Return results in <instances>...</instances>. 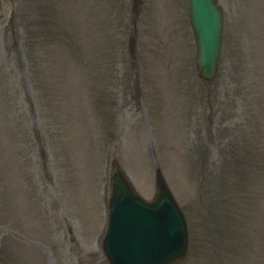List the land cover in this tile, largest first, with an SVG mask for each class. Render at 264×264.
<instances>
[{
  "label": "rangeland",
  "instance_id": "374dc122",
  "mask_svg": "<svg viewBox=\"0 0 264 264\" xmlns=\"http://www.w3.org/2000/svg\"><path fill=\"white\" fill-rule=\"evenodd\" d=\"M53 1L63 15L64 21H58V24L65 25L62 34L68 35L71 24L74 27L70 32L74 39L73 48H64V59L62 57L61 60V56L57 58L60 63L68 67L66 63L70 53L83 58L87 55L92 57L93 45L101 53L106 40L96 37L98 32L95 31L93 18L95 0ZM120 1L132 7L133 0ZM152 1L141 0V11ZM176 1L184 14L187 28L183 23L179 25L183 31L179 34L180 41L187 50V60L183 66H190L193 74L187 69L186 75L181 69V45L177 34L181 14L178 6L173 0H155L142 20L148 25L152 37L156 35L164 39V52L153 57L152 54L161 53L163 47H156L151 39H148L147 45L143 44L148 33L143 35V27L138 26L136 70L140 79L136 88L128 51L131 24L126 17L129 18L130 14L111 12V35L116 41L104 67L107 68L109 64L114 72L103 71L106 77L104 83H97V91L96 88L94 91L92 84L86 99L82 92L86 88L75 86L78 82L90 84L86 79L91 78V72H85L87 66L84 59L79 62V70L71 75L65 77V73L61 72L62 84L54 90L50 89L51 96L48 93L42 96L43 83L38 72H44L49 67L52 80V75L56 71L64 72V67L54 64L48 53V50L60 52L58 45L50 47V38H46L51 37V24L41 26L37 35L34 30L24 27L23 12L33 3L36 9L33 12L28 9V22H49L51 14L47 12V0H0V196L5 189V216L22 227V232L26 235L29 232L30 236L42 234L44 221L38 215L39 207L37 209L30 201L26 190L18 195L21 182L17 179L20 176L30 189L33 201L48 211V214L42 212V216L50 217L52 222V226L50 222V227L46 229L48 236L41 240L44 245L41 246L40 256L39 252H35L40 248L34 247V256L30 259L26 247L20 243L15 244V251L11 250L8 254L5 252L6 242L2 247V237L11 235L9 230L18 229V226L4 218L0 199V264H109L102 252L94 248L90 231L86 228L93 204L101 202L103 198L101 190L97 188L98 192L93 191L98 194L96 201L88 197V208L87 203L83 205L84 184L82 189H72V198L80 206L83 205L80 207L68 200L70 195L67 198L62 183L67 185L72 176L74 178L72 167L75 163L83 165H76L75 180L79 178L80 183L83 177L89 178L90 172L91 178L96 177L97 168L92 164H98L97 180L105 181L106 194L110 162L117 157L123 163L127 149L129 157L125 161L126 167L140 185V178L137 177L144 179H140L145 185H139L142 190L154 193L155 167L162 164L155 161L152 146L158 149L171 184L175 189L181 185L177 191L178 199L187 210L192 224L191 254L184 264H259L256 260L260 246L264 245V223L259 229L258 247L254 237L258 222L264 221V208L255 213L253 207L261 195V189L264 191V132L259 128L261 120L257 118L261 109L264 120V0H242L246 7L240 20L243 30L238 27L243 10L240 1L221 0L225 7L227 30L220 73L211 84L200 81L196 75V44L186 0ZM103 10L99 19L100 32L103 28ZM251 24L254 26V36L259 37V47H255L254 52L256 44L250 38V30H244L245 26ZM20 37L31 38L34 49L31 51L32 48L22 46ZM60 39L67 40L66 37ZM38 56H44L43 63L36 64ZM149 56L153 58L148 65H144V59ZM253 59L259 62L263 71L260 74L263 85L259 90ZM168 61L173 64L170 70ZM144 66L148 68L147 72ZM103 80L104 76L99 75L98 81ZM2 99L13 135L9 133L12 128L7 125L1 107ZM88 100L95 104V113ZM182 120L186 144L180 152L173 151L172 143L183 132ZM255 120L258 121L257 125ZM93 123L103 130L99 132L98 128L95 131L91 126ZM211 127L216 135L214 140L210 139ZM127 133H133V136L127 138ZM10 135L14 136V143ZM134 136L139 137V150H143L148 158L141 154V160L137 161L140 159L137 156L139 153L127 148V139L132 140ZM153 139L156 144L152 143ZM93 148L100 156H96ZM94 156L100 159L92 158ZM84 157L92 159L88 162ZM230 164L228 169H224ZM187 176L193 182L190 185L194 190L184 186ZM15 177L17 185L14 189ZM148 177L151 178V185L146 182ZM89 186L85 190L88 191ZM13 189L17 190L16 194ZM207 198V203H203L202 200ZM193 204L198 206L202 218L193 212ZM220 210L225 214L231 212V219ZM80 212L86 215L84 220L78 217ZM250 215H254L255 224L247 239L241 224L248 225ZM207 216L209 222H203L208 219ZM100 220V210H97L90 223L91 231L96 229ZM54 230L57 238L53 237ZM35 238L40 242L38 236Z\"/></svg>",
  "mask_w": 264,
  "mask_h": 264
}]
</instances>
